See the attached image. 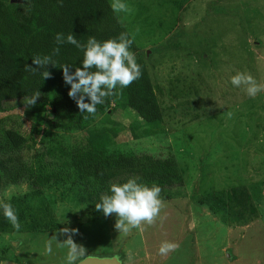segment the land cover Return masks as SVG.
Returning a JSON list of instances; mask_svg holds the SVG:
<instances>
[{
	"label": "rangeland",
	"instance_id": "1",
	"mask_svg": "<svg viewBox=\"0 0 264 264\" xmlns=\"http://www.w3.org/2000/svg\"><path fill=\"white\" fill-rule=\"evenodd\" d=\"M127 3L132 14L117 15L146 61L165 114L163 131L146 134L145 122L125 103H113L95 127L79 130L62 106L37 100L11 102L0 127L23 133L28 163L38 153L86 150L97 138L111 155L173 156L184 185L161 191L154 222L127 233L83 188L3 189L0 204L12 205L20 228L0 208V264H64L69 237L86 256L117 255L124 264H264V91L250 98L229 82L240 72L264 85V0ZM234 187L245 189L255 208L243 222L211 206ZM163 242L178 247L161 256Z\"/></svg>",
	"mask_w": 264,
	"mask_h": 264
},
{
	"label": "trees",
	"instance_id": "2",
	"mask_svg": "<svg viewBox=\"0 0 264 264\" xmlns=\"http://www.w3.org/2000/svg\"><path fill=\"white\" fill-rule=\"evenodd\" d=\"M69 34L84 45L89 37L97 41L115 39L129 33L109 0H0V114L12 110L11 102L31 98L39 93L40 104H59L79 130L96 126V119L112 109L113 103H125L145 122L146 134L163 131L165 114L140 48L134 41L130 48L140 65L141 76L128 87L114 90L94 114L81 113L74 99L68 96L70 86L63 80L62 66L74 72L81 66L83 50L55 37ZM59 48L58 53L54 49ZM50 56L55 67L26 71L36 57ZM50 77L43 79L42 72ZM95 71V69H92ZM28 141L18 129L0 127V191L20 183H29L34 190L54 184L83 188L93 204L108 194L111 184L128 179L161 191L184 185L183 172L173 156L157 158L150 154L120 153L111 155L97 138L86 150L71 154H35L28 163L23 158ZM211 206L225 212L234 222H243L255 212L250 194L234 187L218 196ZM113 215V214H111ZM1 222V221H0Z\"/></svg>",
	"mask_w": 264,
	"mask_h": 264
},
{
	"label": "clouds",
	"instance_id": "3",
	"mask_svg": "<svg viewBox=\"0 0 264 264\" xmlns=\"http://www.w3.org/2000/svg\"><path fill=\"white\" fill-rule=\"evenodd\" d=\"M110 7L113 13L125 16L133 12L127 0H110ZM55 40L57 44L67 42L83 50L81 66L76 67L74 72L67 66L61 67L64 83L70 86L68 96L75 100L81 113L94 114L96 106L102 105L105 98L114 94L115 89L126 88L141 76L140 65L130 51L133 39L128 33H121L117 38L105 41H97L94 37H89L84 45H81L72 34L63 37L58 33ZM58 52L59 48L54 49V53ZM32 65L35 67L28 65L25 70L45 69L48 65L55 67L50 56L36 57L32 60ZM42 77L49 78L50 73L43 71ZM229 82L250 98H255L259 92L264 91V85L258 84L247 73L237 72L230 77ZM38 97L39 93L31 98L24 97L23 103L26 106L35 105ZM160 192L161 189L156 184L148 186L130 178L122 184H111L108 194L101 196L96 209L102 211L106 217L115 214L116 228L120 232L127 233L131 229L139 228L142 223L151 225L154 222L162 207ZM0 208L4 218L18 231L20 224L16 210L10 203L0 204ZM62 231L68 232V229ZM62 244L67 248L64 264H86L87 256L82 246L74 243L71 237ZM177 247L174 243L163 242L158 253L166 256ZM46 251L51 253V247L49 246Z\"/></svg>",
	"mask_w": 264,
	"mask_h": 264
},
{
	"label": "water",
	"instance_id": "4",
	"mask_svg": "<svg viewBox=\"0 0 264 264\" xmlns=\"http://www.w3.org/2000/svg\"><path fill=\"white\" fill-rule=\"evenodd\" d=\"M86 264H124L120 256L113 255L109 257L87 256Z\"/></svg>",
	"mask_w": 264,
	"mask_h": 264
}]
</instances>
